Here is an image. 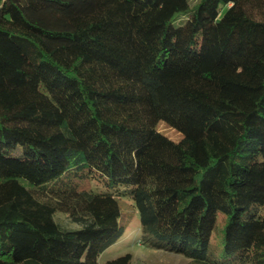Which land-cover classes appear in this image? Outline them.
<instances>
[{
  "label": "trees",
  "instance_id": "obj_1",
  "mask_svg": "<svg viewBox=\"0 0 264 264\" xmlns=\"http://www.w3.org/2000/svg\"><path fill=\"white\" fill-rule=\"evenodd\" d=\"M193 1L0 0V264H264V0Z\"/></svg>",
  "mask_w": 264,
  "mask_h": 264
},
{
  "label": "rangeland",
  "instance_id": "obj_2",
  "mask_svg": "<svg viewBox=\"0 0 264 264\" xmlns=\"http://www.w3.org/2000/svg\"><path fill=\"white\" fill-rule=\"evenodd\" d=\"M196 1L194 0L193 3ZM186 18L185 15H179L173 21V25L175 27L181 25ZM158 130L174 141H179L182 138L181 133L167 126L164 122L159 123ZM93 188L96 190L106 189L100 183L93 184ZM131 203L132 201L129 198H123L122 208L124 215L120 221V235L114 239L112 244L101 255L100 261L103 263L125 254H131L133 256V264H189V260L185 256L159 249L152 244L158 243L156 238L144 236L140 229V216L137 211H134ZM55 219L65 228H79L63 213H57ZM225 224L226 216L220 212L211 238V246L215 256L223 248L221 238Z\"/></svg>",
  "mask_w": 264,
  "mask_h": 264
}]
</instances>
